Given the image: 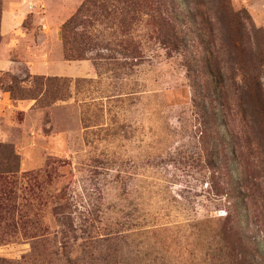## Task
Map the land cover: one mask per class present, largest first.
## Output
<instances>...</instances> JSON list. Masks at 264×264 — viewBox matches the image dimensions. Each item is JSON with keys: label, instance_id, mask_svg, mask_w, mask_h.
<instances>
[{"label": "rangeland", "instance_id": "obj_1", "mask_svg": "<svg viewBox=\"0 0 264 264\" xmlns=\"http://www.w3.org/2000/svg\"><path fill=\"white\" fill-rule=\"evenodd\" d=\"M176 1L184 48L155 20L173 0H146L85 17L109 51L70 59L87 0H0V264H233L236 234L264 258V0Z\"/></svg>", "mask_w": 264, "mask_h": 264}, {"label": "trees", "instance_id": "obj_2", "mask_svg": "<svg viewBox=\"0 0 264 264\" xmlns=\"http://www.w3.org/2000/svg\"><path fill=\"white\" fill-rule=\"evenodd\" d=\"M100 0H87V2L82 6V8L78 11L75 17H73L68 23H66L62 28V34L65 39L66 44V55L68 58L72 59H83L87 55H93L96 53V55L101 54V52H104L105 50L109 51V49H105L102 47V45L98 44L96 37L93 35L92 31H89L90 28L94 26V23L90 20H86L85 17L88 15L95 16L96 11H99L103 14H105L107 17L115 18L117 13H121L120 15L124 16H130L131 22L134 18H139L140 15L144 13V9L142 6L144 1L146 0H126L127 4L126 6H122L117 8H114L113 10H110V8L106 7L104 5L99 4ZM172 8H167L168 12L170 13V21H167L163 15L156 14L155 20H158L159 25H161L162 22H165L167 24V29L169 31H172V36L167 39L168 42L172 43L173 46L176 49L184 48V42L185 38L183 35L184 28L183 25L187 21V19L183 18L187 15L185 14L184 10L180 7V5L177 3L176 0H173L171 2ZM161 7L158 10H161ZM155 11V10H154ZM210 12H213L212 9ZM156 13V11H155ZM153 12V14H155ZM207 13H209L207 11ZM139 15V16H138ZM207 14H201L200 20L202 21V24H208L210 20H206ZM190 17V15H189ZM137 18V19H138ZM189 21H192V18H189ZM231 21V20H230ZM120 26L124 27V29H127L128 27L125 20L118 22ZM223 26V25H222ZM82 28L83 30L80 32H76V29ZM88 28V30H86ZM0 29H1V14H0ZM1 32V30H0ZM0 39H1V33H0ZM121 48V51L118 53L120 58L124 61H127L128 59L132 58V54H136L137 48L134 46V44L131 41H128L126 43L122 42L119 46ZM207 63V70H209V74L214 78V80L219 81V85H223L226 82V78L224 76V73L221 72V70H218L219 67L217 66V69L214 68V63L209 61V59H206ZM195 74V80L197 78V73L194 69L191 71ZM192 76V75H191ZM246 74L242 75V85L246 86L250 78L245 77ZM20 85L21 83L17 81L16 79H11L10 86L8 87V92L11 93L14 97L17 96L16 94H20ZM26 95V94H25ZM24 95V96H25ZM207 110V109H206ZM206 126L204 128V131L207 133L211 127H209V123H211L210 116L208 114L204 117V121ZM0 153V174H11L15 172V167H12L9 164V161H17L18 159L16 156L13 155V157L9 156L5 153V156L1 155ZM232 156H234V161L237 160L238 153L237 150H233L231 152ZM9 155H12V152L9 151ZM214 166H220L219 163L223 162V159H221L218 156V152L215 154V160H213ZM59 210H63V208L59 207ZM56 209V210H58ZM236 238L234 239V243L237 244V249L233 250L234 255V262L233 264H263V262L259 263L256 261V256H261V254L256 248L253 247L252 243L245 244L242 240V238L236 234ZM255 257V258H254ZM262 257V256H261ZM262 259H264L262 257ZM264 261V260H263Z\"/></svg>", "mask_w": 264, "mask_h": 264}]
</instances>
